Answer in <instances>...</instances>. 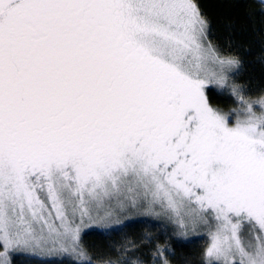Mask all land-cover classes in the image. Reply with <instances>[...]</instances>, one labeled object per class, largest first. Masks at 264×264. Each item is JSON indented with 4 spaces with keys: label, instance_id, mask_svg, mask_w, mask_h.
Here are the masks:
<instances>
[{
    "label": "snow or ice",
    "instance_id": "6c2138e0",
    "mask_svg": "<svg viewBox=\"0 0 264 264\" xmlns=\"http://www.w3.org/2000/svg\"><path fill=\"white\" fill-rule=\"evenodd\" d=\"M208 30L198 0H0V264H101L85 235L145 218L165 241L102 264H172L193 237L202 264H264V118ZM210 81L243 101L235 127Z\"/></svg>",
    "mask_w": 264,
    "mask_h": 264
},
{
    "label": "trees",
    "instance_id": "16d2710c",
    "mask_svg": "<svg viewBox=\"0 0 264 264\" xmlns=\"http://www.w3.org/2000/svg\"><path fill=\"white\" fill-rule=\"evenodd\" d=\"M198 3L209 21L208 40L218 45L223 53L239 57L242 61L240 68L230 71L228 77L246 85L242 89L245 96H256L264 90V10L261 4L255 0H198ZM203 92L209 107L213 111L224 109L226 116H233L231 109L243 102L229 88L207 86ZM254 109L257 112L262 110L257 105H254ZM147 233L153 235L148 237ZM142 238L158 240L160 243L166 239L162 231H157L156 223L134 220L125 231L111 236L89 232L84 242L94 261H105L116 259L119 254L117 249L125 240L139 242ZM193 240L188 242L172 238L169 241L173 249L172 264H202L201 238L193 237ZM54 262L70 264L68 260ZM14 264L19 263L15 261Z\"/></svg>",
    "mask_w": 264,
    "mask_h": 264
},
{
    "label": "rangeland",
    "instance_id": "374dc122",
    "mask_svg": "<svg viewBox=\"0 0 264 264\" xmlns=\"http://www.w3.org/2000/svg\"><path fill=\"white\" fill-rule=\"evenodd\" d=\"M229 73L230 72L227 73V76L229 75ZM207 86H214V87H216L218 89L229 88L231 90L230 86L227 85V82L224 85L221 86V85L212 83L210 81V82H208V83H206V84H204L202 86V91ZM257 106H259V105H257ZM238 107H244L243 102L242 103L240 102ZM253 109H254V105H253ZM254 110L256 111V109H254ZM218 114H220V113H218ZM220 115L223 116L227 127H235L237 116L239 115L240 117H243L244 115H246V113L243 112V111H240L239 113L237 111H233V116H228V115L226 116V115H223V114H220ZM137 220H147V221H149L151 223H156L157 224L156 221L149 220V219H146V218L145 219H137ZM187 241L191 242V241H195V240H193V238H191L190 240H187ZM54 260H60V259L59 258H44V257L34 256V255H29V254H19V255L15 256V258H14V262L17 261L19 264H56V262H54ZM95 261H99V262H101V264L103 262L101 260H95Z\"/></svg>",
    "mask_w": 264,
    "mask_h": 264
},
{
    "label": "clouds",
    "instance_id": "9594fccd",
    "mask_svg": "<svg viewBox=\"0 0 264 264\" xmlns=\"http://www.w3.org/2000/svg\"><path fill=\"white\" fill-rule=\"evenodd\" d=\"M241 63H242V61L239 59V57H236L234 60H232V62L230 64L227 65V68L229 69L228 72H230L234 69L240 68ZM230 84L236 85L237 86V92L240 94H243L242 89H244L246 87V85H244L242 82H239L236 80H230ZM230 84H229V86H230ZM230 88H231V86H230ZM231 90H232V88H231ZM232 92H233V90H232ZM235 96L237 97V95H235ZM247 98H248V102L250 104L260 106V108L262 110L260 112H257L256 115L260 118H264V90H262L256 96H247ZM237 99H238V97H237ZM231 110L232 111H238V110L243 111V107H235V108H232ZM217 111L219 113H223L225 115L227 114V112L224 109H218ZM243 117H240V118L243 119Z\"/></svg>",
    "mask_w": 264,
    "mask_h": 264
},
{
    "label": "water",
    "instance_id": "95a60500",
    "mask_svg": "<svg viewBox=\"0 0 264 264\" xmlns=\"http://www.w3.org/2000/svg\"><path fill=\"white\" fill-rule=\"evenodd\" d=\"M256 2H258L259 4H264V0H255Z\"/></svg>",
    "mask_w": 264,
    "mask_h": 264
}]
</instances>
